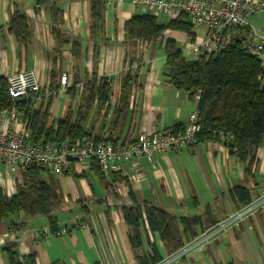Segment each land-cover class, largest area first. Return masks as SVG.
<instances>
[{
    "label": "crops",
    "instance_id": "1",
    "mask_svg": "<svg viewBox=\"0 0 264 264\" xmlns=\"http://www.w3.org/2000/svg\"><path fill=\"white\" fill-rule=\"evenodd\" d=\"M15 5L28 20L30 37L26 46L17 43L8 32L9 16ZM56 7L63 14L62 30L66 38L81 46L80 60L75 66L69 46L63 50L62 59L53 56L44 8L35 10L33 0H0V75L6 78L31 69L45 81L48 93L53 69L67 75L65 87H59L50 99L48 126L55 127L69 113L73 117L76 114L79 94L71 99L65 92L76 79L72 70L77 80L90 79L95 73L109 81L108 107L100 108L94 103L87 113L84 128L92 136H110L124 145L139 133L152 134L187 125L189 114L196 111L198 96L188 98L164 76V46L167 39L176 44L177 37L171 34L174 31L165 30L156 43L128 42L125 22L143 13L131 5V0H111L109 6H104L99 33L94 35L90 34V0H60ZM130 62L138 67H133L135 84L123 123L111 128L120 80ZM254 156L256 162L249 175L236 155L219 141L153 155L151 161L141 158L123 162L109 176L95 175L90 167L80 164L73 166L71 175L44 173L42 178L57 195L50 215L56 230H65V234L45 237L51 232L45 216L19 214L0 220V264H27L26 259L30 264H139L137 256L150 259L154 251L161 259L167 258L177 251L168 254L145 222L139 227L141 246L132 249L121 208L148 203L175 217H196L199 222L192 234L198 236L237 210L231 194L234 187L246 188L251 201L264 194L263 146L257 148ZM0 173L4 185L0 189L3 196L10 198L15 193V184L21 182L20 177L12 183L1 166ZM12 224L20 227L11 228ZM7 249L14 251V263L9 260ZM173 264H264V211L254 213L204 247L186 251Z\"/></svg>",
    "mask_w": 264,
    "mask_h": 264
},
{
    "label": "trees",
    "instance_id": "2",
    "mask_svg": "<svg viewBox=\"0 0 264 264\" xmlns=\"http://www.w3.org/2000/svg\"><path fill=\"white\" fill-rule=\"evenodd\" d=\"M58 1L60 0H33V8H44L47 13L55 59H62L63 50L69 46L68 52L75 66L80 60L81 46L79 42H69L66 38L62 30L63 14L56 7ZM105 2L106 0H90L91 35L99 33ZM8 25V32L15 41L26 46L30 37L28 20L17 5L9 16ZM165 30L181 33L191 43L195 41L193 27L185 16L163 24L159 23L156 17L142 13L132 16L124 24L126 39L130 43H156ZM164 54V76L168 83L190 99L198 96V144L219 141L220 134L232 135L233 139L224 146L236 155L238 162L244 166L245 174L249 175L256 162L254 152L261 146L264 148V80L258 61L246 53L238 42L230 44L218 55L203 54L190 61L176 48L173 40L167 39ZM136 69L130 62L121 77L111 128L123 123L122 117L128 108L131 90L135 84ZM59 71L53 69L50 72L48 91L51 97L58 93L61 87ZM72 74L76 79L65 92L71 99L79 94V104L74 117L69 113L65 118L58 120L55 127L48 126L47 111L51 97L47 102L41 101L38 107L33 106L34 95L16 105L17 112L22 114L26 122L28 138L33 143L60 145L92 137L96 140L102 138L92 136L84 128V124L91 105L96 103L100 108L108 107L109 81L105 77H97L95 73L90 79L84 77L83 80H77L73 70ZM13 105L7 92L6 78L0 75V112L10 110ZM183 128L176 127L172 131H180ZM106 140L117 145L110 136ZM90 169L95 175H101L94 162L91 163ZM44 173L48 172L42 167H25L20 172L21 182L15 184V193L10 198L3 196L0 189V220L19 214L25 217L45 216L49 220L51 231H56L55 220L50 214L57 201V195L53 186L42 178ZM231 194L237 210L251 202L249 191L244 187H234ZM121 217L128 229L127 238L133 250L141 246L139 227L145 222L149 230L157 234L168 254L178 251L186 242L196 237L192 230L199 222L196 217H175L148 203L122 207ZM19 227L20 225H11V228L15 229ZM190 237L192 238L189 239ZM6 251L9 260L14 263V251ZM136 260L139 264H156L161 257L154 251L150 259L137 256ZM25 261L30 264L27 259Z\"/></svg>",
    "mask_w": 264,
    "mask_h": 264
},
{
    "label": "built area",
    "instance_id": "3",
    "mask_svg": "<svg viewBox=\"0 0 264 264\" xmlns=\"http://www.w3.org/2000/svg\"><path fill=\"white\" fill-rule=\"evenodd\" d=\"M110 4L111 0H106L105 6ZM131 5L143 13L156 18L161 16L168 21L185 16L193 28L200 27L204 31L203 37L185 46L195 58L203 54L218 55L230 44L238 42L246 53L258 61L264 80V28L253 27L248 22L264 14V0H131ZM66 82L67 75L63 73L59 77V84L65 87ZM6 83L14 105L10 110L0 112V166L12 183L19 180L18 175L28 166L42 167L50 174L62 175L69 174L75 164L90 167L94 162L101 175L109 176L123 162L141 158L151 161L153 155L176 153L198 145L197 111L189 114L187 125L180 131L139 133L133 141L124 145H114L104 136L99 140L92 137L60 145L33 143L28 138L22 114L17 112L16 105L20 103L14 100L22 97L27 101L30 95H34L33 106L38 107L41 101H49L51 94L45 91V81L31 69L13 73L6 77ZM232 139L229 134L219 135V142L223 145ZM1 180L0 173V187H4ZM259 211H264V194L230 213L221 222L205 228L186 247L156 264H173L186 251L204 247ZM64 234L65 230H56L45 234V237Z\"/></svg>",
    "mask_w": 264,
    "mask_h": 264
},
{
    "label": "rangeland",
    "instance_id": "4",
    "mask_svg": "<svg viewBox=\"0 0 264 264\" xmlns=\"http://www.w3.org/2000/svg\"><path fill=\"white\" fill-rule=\"evenodd\" d=\"M158 22H160V23H166V22H168V20L165 19L164 17H161L160 16V17H158ZM248 22L253 27H256V28H259V27L264 28V14L261 15V16H259V17H256V18H251V19L248 20ZM193 32L195 34V41L192 42V43H195L200 38L203 37L204 31L202 32V29L200 27H195V28H193ZM171 34H173V36L177 37L176 38V48L179 49L180 51L182 50V54L186 58V60L192 61L193 59H196L193 56V54H190L189 51L185 48V46L187 44H192V43L188 39H186V37H184L183 35H181L180 33L178 34V33L171 32ZM171 34H164L163 36L164 37H168V36L170 37ZM18 177H20V175H18ZM224 219H222V220H224ZM221 221H219V222H221Z\"/></svg>",
    "mask_w": 264,
    "mask_h": 264
},
{
    "label": "water",
    "instance_id": "5",
    "mask_svg": "<svg viewBox=\"0 0 264 264\" xmlns=\"http://www.w3.org/2000/svg\"><path fill=\"white\" fill-rule=\"evenodd\" d=\"M24 98L20 97L14 100L15 103H21L23 102Z\"/></svg>",
    "mask_w": 264,
    "mask_h": 264
},
{
    "label": "bare ground",
    "instance_id": "6",
    "mask_svg": "<svg viewBox=\"0 0 264 264\" xmlns=\"http://www.w3.org/2000/svg\"><path fill=\"white\" fill-rule=\"evenodd\" d=\"M24 101V100H23Z\"/></svg>",
    "mask_w": 264,
    "mask_h": 264
}]
</instances>
